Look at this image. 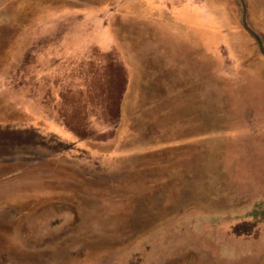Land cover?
<instances>
[{
  "label": "rangeland",
  "instance_id": "obj_1",
  "mask_svg": "<svg viewBox=\"0 0 264 264\" xmlns=\"http://www.w3.org/2000/svg\"><path fill=\"white\" fill-rule=\"evenodd\" d=\"M108 1L0 0V264H264V0L130 103Z\"/></svg>",
  "mask_w": 264,
  "mask_h": 264
},
{
  "label": "crops",
  "instance_id": "obj_2",
  "mask_svg": "<svg viewBox=\"0 0 264 264\" xmlns=\"http://www.w3.org/2000/svg\"><path fill=\"white\" fill-rule=\"evenodd\" d=\"M108 2L110 7L103 10L94 11L86 7L77 14L78 19L80 18L78 21H83L85 16H91V19L96 22V32H99L97 35L107 38L105 40L110 48L121 54L127 73V103L140 100V97L143 99L144 92L150 86L145 82L144 74L148 68L150 69L151 60H153L152 63L161 66L159 68L162 70L178 69V66L174 67L171 63L173 60L169 54L172 51L183 54L182 51L185 50V55H180L179 58L190 59V53L199 45L198 24L208 26L218 14L211 0H112ZM88 36L92 38L94 34L90 33ZM85 41L88 43L87 40ZM207 49L206 52H208ZM191 70L193 67L188 60V65L183 68V72L191 74ZM157 75H159L158 72L153 74V77L157 78Z\"/></svg>",
  "mask_w": 264,
  "mask_h": 264
}]
</instances>
